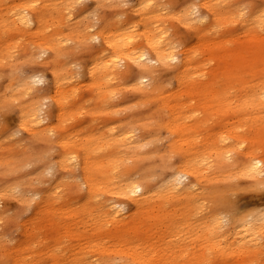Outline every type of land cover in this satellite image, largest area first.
<instances>
[{
  "label": "bare ground",
  "instance_id": "obj_1",
  "mask_svg": "<svg viewBox=\"0 0 264 264\" xmlns=\"http://www.w3.org/2000/svg\"><path fill=\"white\" fill-rule=\"evenodd\" d=\"M5 1L0 0V53L16 48L6 56L17 69L7 73L4 88L14 96L7 102H17L21 126L31 130L36 145L24 150L19 163L32 157L39 172L58 175L41 197L31 192L32 183H13L10 190L21 202L37 198L33 215L42 206L49 214L66 204L65 233L74 242L69 238L63 264H201L207 258L221 264L243 252L256 257V248L264 246V211L219 216L224 189L215 180L239 171L258 184L264 156L239 151L235 127L221 125L199 138L196 130L207 115L200 120L194 113L198 106L207 114L233 111L252 119L251 112L264 111V38L227 43L250 29L264 31V0H188L173 13L196 39L195 46L180 51L181 58L165 23V7L175 0H135L126 16V0H100L110 14L92 12L86 22L67 23L66 33L60 26L72 0ZM231 24L241 32L223 35ZM93 41L98 45L82 57ZM65 44L68 49L61 51ZM64 56L84 58V65L69 66ZM41 58L52 77L43 95L36 88L43 76L20 73L22 63ZM3 65L0 77L12 68L3 70ZM166 70L172 75L163 80ZM116 99L119 107H111ZM160 128L170 134L162 151L152 147L160 141ZM231 151L239 155L234 158ZM54 153L57 160L51 162ZM175 154L182 159L177 166ZM14 164L0 166V178L12 174ZM205 167L210 173L200 178ZM69 193L80 199L78 208L65 203ZM202 196L214 204L209 214L198 202ZM227 226L230 241L221 246L220 230ZM238 232L243 241L235 244ZM54 237L61 241L63 235L57 231ZM202 237L207 254L194 248ZM58 240L52 248L55 264L62 251Z\"/></svg>",
  "mask_w": 264,
  "mask_h": 264
},
{
  "label": "rangeland",
  "instance_id": "obj_2",
  "mask_svg": "<svg viewBox=\"0 0 264 264\" xmlns=\"http://www.w3.org/2000/svg\"><path fill=\"white\" fill-rule=\"evenodd\" d=\"M126 1L127 4L123 6L125 16L128 12V9L134 5L135 0ZM255 1L258 3L262 2V0ZM10 2H12V0L5 1V3ZM187 3L188 0H175V4L173 5V7L167 5L164 10V12L167 14L165 23L173 39V45L175 47V51L178 52L179 58L182 57L180 51L184 49V47L195 46L196 44L194 34L192 32L185 31L179 20L176 18V14H173L176 13L179 9L185 7ZM72 4V8L70 10L66 9L67 11L65 10L64 12L66 15L64 18L66 20H62V25L60 26L63 33H66L68 31V29H66L67 23H71L75 20H82L86 22L92 12L100 14L106 11L108 14H110V10L106 9L107 5L103 4V2L100 0H72ZM116 13L118 12L116 11ZM227 26L228 27L226 28V30L222 32L223 35L228 36V33L232 30L237 31V33L241 32L238 25L235 26L231 24ZM50 29H54V26H50V28L48 29L49 32ZM254 35H257L256 38L262 39L264 38V31H256L255 29H250V32L246 34L240 33L238 37L232 36L231 42L227 43L229 46H233L236 40L239 39L242 42H246L253 38ZM15 42L19 43V40H16ZM68 45L69 44L61 47V51L67 50ZM97 45V41H93L89 45H87L82 50V57L86 55L87 51L94 49V47ZM15 50L16 48H13L10 50H3V52L0 53V63L2 62L4 64L2 68L3 70H6L13 66L14 61L13 59H11L12 57L6 55L14 52ZM200 50L201 49L197 48V53H199ZM78 52H81V49ZM77 59L78 58L74 56L63 57L64 62L69 66H74V64L76 63L78 64V66L80 64L83 66L84 58L81 62L77 61ZM42 62L43 59L41 58L38 60L22 63V65L20 64V73H22V75L30 76L31 74H35L43 76V80L38 82L36 85V88L39 90L41 95H43L47 91L46 89L49 88V84L52 78L51 71L47 69ZM173 64L176 65L175 62H173ZM78 66L75 68V70L78 69L77 72H84L83 68H78ZM16 70V66H14L8 69L4 73V76L0 77V166L6 167L9 162H12L13 164L18 163L16 164V169L12 174L7 175V178H0V184H6L7 186L2 187L0 185V264H55L52 258V248L54 243L58 240H56L54 237L56 236L57 231L60 232V235H63V238L61 237V241L60 239L58 240L61 242L60 250L62 251H59L61 255L58 252L59 257L56 258L57 260H55L56 262H58L57 264H63L65 262H68L70 253V247L68 246L69 238L74 242V239L71 237L67 238L65 233L69 225L67 219L65 218V215L62 214V212H65L66 204L63 206V208L55 210L63 204L57 205L49 214L47 213L48 210L45 209V206H42L37 215H33L34 209L32 207H35L37 198L31 202L26 203L24 199L21 202L18 199V195L10 190V188L14 185L13 183H17L18 185L21 183L22 186H24L26 183H32L33 186L31 187L34 190L31 189V192L33 193L34 191L33 194L37 193V196L41 197L45 195L46 189L50 187L55 182L54 180L58 177V175L54 174V172L53 174H51L52 172L44 169L39 172L36 165L37 161L35 162L32 157L19 163V160L24 155V150H29L30 148H32L31 150L33 151L34 148H36V145L33 146L34 141L32 139L34 137L31 134V130L26 129L25 126H21L22 124L19 117L17 102H7V100L14 97L11 96L9 89L4 88L5 81L8 80L7 73L9 72L10 74H13ZM161 75L163 80H167L169 77H171L172 73L171 70H166L163 71ZM83 92L85 96H88L86 90H83ZM120 101L121 99L113 100L110 106L119 107ZM45 109H48L47 106H45ZM194 114L198 118H200V120L201 118L204 119L207 115L203 120L201 128H198L196 130L195 134L199 138L202 137L203 133L207 134L218 132L219 130H221V125H224L226 129L235 127L239 134V140L237 143L239 151L247 152L248 149H252L254 153H258L264 156V111L257 113L251 112L250 116H253V118L251 119L243 115L242 113L235 114L233 111H229L227 113L207 114L206 112H201V110L197 106V111H195ZM124 115L125 112H123L121 116ZM259 131H263V135H256ZM226 134L227 133H224L222 135ZM156 135H158V139L160 141L157 144L152 145V147L155 146L160 151L166 150L167 148L163 149V147H165V143L167 142V140H169L170 134L166 131L165 128H160L156 131ZM230 153L234 154V158L239 155V153L235 154L232 151ZM241 158L244 159L245 157L241 156ZM50 159L51 162L52 160L56 161V154L54 153L50 157ZM172 159L175 166L179 165L182 160L178 154L173 155ZM126 163L132 164V158H127ZM208 173H210V170L205 167L202 171H200L199 177L203 178ZM77 174L78 172L74 175ZM260 178H262V182L258 184H252L246 177L241 175L239 171H234L228 173L227 179H224L221 176L218 178V180H215V185H219L224 189L222 194L224 204L217 207V210H220L219 216H225L227 212H230L231 215H243L242 213H260L264 211V174L260 176ZM23 180L25 181L23 182ZM202 183H204L202 184L203 186L209 184L205 181H203ZM79 200L80 199H78L76 195H72L71 193H69L65 198V203L72 205L73 208H78L82 204ZM198 202L200 206L204 207L202 212L205 214H209V211L214 209V204L210 201V198L208 199L207 197L202 196L199 198ZM229 209L231 211L233 210L234 212H231ZM205 210H207L208 212H206ZM20 211H22V213ZM17 214L19 218H17ZM228 215L229 214H227V216ZM190 234H192V232ZM198 234L199 233L197 232L196 234L193 233V236L189 237L188 239L191 240ZM231 234L232 232L230 226H227L220 230L221 246H226L228 244ZM242 234L243 232L234 234V236L232 237V241L235 237V244L242 242ZM64 239L66 240L64 241ZM201 239L203 240L199 242L202 246L200 244H197L194 245V248L198 250V253L205 252L207 254L210 251L206 249V239L204 237H202ZM189 240L187 241L188 244L193 242ZM260 243H264V234L260 236ZM48 245H50V247ZM50 248L52 249L51 252ZM189 249L192 250L191 246L189 247ZM44 251L46 252V254ZM256 252H258V255L256 257L254 254L250 255L253 252L246 253V255L243 252L242 254L240 253L237 255L229 256L228 258H225L221 264H264V246H258L256 248ZM63 254L66 257L63 256ZM201 264H213V261H209V258H207Z\"/></svg>",
  "mask_w": 264,
  "mask_h": 264
}]
</instances>
